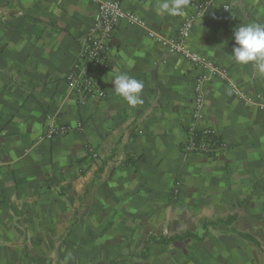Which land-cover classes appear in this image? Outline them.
I'll use <instances>...</instances> for the list:
<instances>
[{"label": "crops", "instance_id": "0c3cea01", "mask_svg": "<svg viewBox=\"0 0 264 264\" xmlns=\"http://www.w3.org/2000/svg\"><path fill=\"white\" fill-rule=\"evenodd\" d=\"M116 1L146 27L117 28L105 97L81 102L65 77L93 0H0V264L122 261L137 253L128 246L136 238L193 233L197 223L233 215L231 225L209 228L206 238L218 234L211 255H196L203 264H264V111L245 101L264 97V71L228 57L234 28L264 23V0H219L190 35V48L227 73L203 86L195 128L213 126L225 144L210 156L184 152L201 71L146 35L175 37L189 10L172 16L158 11L161 0ZM119 73L143 82L142 104L115 94ZM124 249L128 256L116 259Z\"/></svg>", "mask_w": 264, "mask_h": 264}, {"label": "built area", "instance_id": "2783aa9c", "mask_svg": "<svg viewBox=\"0 0 264 264\" xmlns=\"http://www.w3.org/2000/svg\"><path fill=\"white\" fill-rule=\"evenodd\" d=\"M94 13L91 25L80 38V48L72 67L67 72L65 81L81 102L96 101L105 97L101 87V79L108 68L109 55L113 47L115 31L122 24L129 26L146 27L145 21L136 13L126 10L116 0H93ZM219 0H187L186 7L189 14L178 28L175 37L148 31L147 37L161 46L167 55L179 56L190 66L201 71L194 90V127L189 133L185 154L210 156L225 148L220 135L213 126L207 125L202 129L195 128L201 121L205 108L203 86L205 83L218 79L227 80L226 69L209 61L202 54L193 51L189 46V38L197 21L201 20L206 12L215 7ZM224 13L230 11L228 4L220 5ZM231 93L239 95L235 86H231ZM246 104L255 106L264 111V97L261 93H255L245 97ZM199 120V121H198ZM63 131V128L60 129ZM92 158H97V153L87 148Z\"/></svg>", "mask_w": 264, "mask_h": 264}, {"label": "clouds", "instance_id": "9594fccd", "mask_svg": "<svg viewBox=\"0 0 264 264\" xmlns=\"http://www.w3.org/2000/svg\"><path fill=\"white\" fill-rule=\"evenodd\" d=\"M187 0H161L158 11L162 14L180 15L186 7ZM234 47L228 57L241 65L255 63L264 71V23L240 24L233 29ZM114 92L129 106L142 104L143 82L119 73L112 78Z\"/></svg>", "mask_w": 264, "mask_h": 264}, {"label": "rangeland", "instance_id": "374dc122", "mask_svg": "<svg viewBox=\"0 0 264 264\" xmlns=\"http://www.w3.org/2000/svg\"><path fill=\"white\" fill-rule=\"evenodd\" d=\"M200 230V229H199ZM198 231V230H194ZM200 234L202 232L199 231ZM218 234L209 236L205 239L204 243L200 244V242L194 240L192 243L184 242V243H169V244H153L152 249L150 251V257L148 260L139 262L135 261L132 264H203V259L201 256H197L196 252L199 251V249H203L205 254L208 255V253L211 255L212 250L214 247H216L218 238ZM227 240V239H226ZM150 242L146 239H134L130 244H128L129 247L133 249V252H143L146 250V248L149 246ZM204 244V245H203ZM193 251H189L192 250ZM126 249L123 250L122 253L117 254L118 260H121L122 258L128 256L126 254ZM74 257L75 256H67L65 259L63 257L60 258L59 264H73L74 263ZM205 258H207L204 255ZM83 260L79 259L78 264H81ZM104 262H102L103 264ZM48 264H51L49 262Z\"/></svg>", "mask_w": 264, "mask_h": 264}, {"label": "trees", "instance_id": "16d2710c", "mask_svg": "<svg viewBox=\"0 0 264 264\" xmlns=\"http://www.w3.org/2000/svg\"><path fill=\"white\" fill-rule=\"evenodd\" d=\"M235 221V216H229L227 217L226 219H221V220H218L216 222H213V221H204V222H200V223H197L196 224V227H195V230L196 229H200L202 231V235L201 236H196V234L193 232H185L183 233L182 235L180 236H172V237H160V238H154V237H150L149 238V246L146 248L145 251L137 254V253H131L129 255V257L125 260H122V261H115V260H111L109 261L107 264H119V263H131L132 261L134 260H139L141 262L143 261H146L149 257V254H150V251L152 249V245L153 244H169V243H178V242H186L188 240H195L197 239L198 241H202L204 238L207 237V235L209 234V228H215L216 226L218 225H221V224H224L226 226L228 225H231L233 222ZM233 231V230H232ZM236 236L241 239V240H244V241H247V242H250L256 246L259 247V244L258 242L253 238L251 237L250 235L248 234H243V233H237L235 231H233ZM197 237V238H196Z\"/></svg>", "mask_w": 264, "mask_h": 264}]
</instances>
